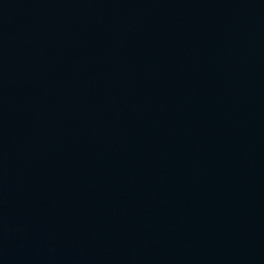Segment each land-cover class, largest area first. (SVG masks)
I'll list each match as a JSON object with an SVG mask.
<instances>
[{"label":"water","instance_id":"water-1","mask_svg":"<svg viewBox=\"0 0 264 264\" xmlns=\"http://www.w3.org/2000/svg\"><path fill=\"white\" fill-rule=\"evenodd\" d=\"M0 264H264V0H0Z\"/></svg>","mask_w":264,"mask_h":264}]
</instances>
